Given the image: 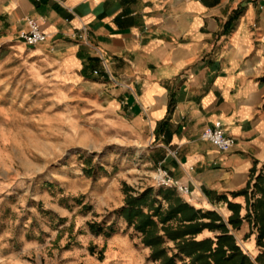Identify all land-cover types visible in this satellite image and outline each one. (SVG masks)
Listing matches in <instances>:
<instances>
[{
	"label": "crops",
	"instance_id": "crops-1",
	"mask_svg": "<svg viewBox=\"0 0 264 264\" xmlns=\"http://www.w3.org/2000/svg\"><path fill=\"white\" fill-rule=\"evenodd\" d=\"M28 19L46 42L31 47L20 39ZM12 60L26 63L21 73L33 89L73 96L92 110L123 150L124 166H103V180L79 192L42 184L52 199L59 190L57 207L37 199L33 206L58 228L79 211L96 245L150 263L149 249L127 248L134 230L120 210L125 189L155 187L161 166L188 187L180 197L196 209L226 223L239 214L240 227H228L255 264H264V239L259 245L253 217L245 218L264 179V0H0V71ZM2 85L13 95L22 87ZM216 122L235 139L228 152L202 138ZM101 170L85 171L92 178ZM215 235L206 230L198 239Z\"/></svg>",
	"mask_w": 264,
	"mask_h": 264
},
{
	"label": "rangeland",
	"instance_id": "rangeland-1",
	"mask_svg": "<svg viewBox=\"0 0 264 264\" xmlns=\"http://www.w3.org/2000/svg\"><path fill=\"white\" fill-rule=\"evenodd\" d=\"M10 62L4 68L7 71H0V264H146L141 259L132 262L119 248L111 255L107 244L96 245L85 236L87 223L79 211L63 229L45 214L43 207H57L60 198L59 190L54 199L43 190L45 181H58L64 191L79 192L91 182L103 180L108 173L103 166L117 161L124 166V154L108 127L95 124L92 110L79 106L73 96L52 94L44 87L33 89V83L29 85V78L21 73L26 63ZM5 81L22 87L13 95L2 87ZM93 167L102 170L89 178L85 170ZM127 190L126 198L128 192L141 193ZM34 199L44 200L43 207L35 208ZM130 228L134 231L127 232V248L145 247L150 250L149 260L161 264L151 259L152 249L143 244L142 234L139 239L134 227Z\"/></svg>",
	"mask_w": 264,
	"mask_h": 264
},
{
	"label": "trees",
	"instance_id": "trees-1",
	"mask_svg": "<svg viewBox=\"0 0 264 264\" xmlns=\"http://www.w3.org/2000/svg\"><path fill=\"white\" fill-rule=\"evenodd\" d=\"M255 189L260 197L251 204L245 218L253 217L259 230L258 243L263 245V178L257 179ZM120 213L129 227L142 234L143 244L152 249L151 259L161 264H187L186 260L189 264H255L228 227H240L243 219L239 214L235 213L226 223L214 211L196 209L174 189L149 187L136 195L128 192L126 206ZM206 230L216 235L198 239Z\"/></svg>",
	"mask_w": 264,
	"mask_h": 264
},
{
	"label": "built area",
	"instance_id": "built-area-1",
	"mask_svg": "<svg viewBox=\"0 0 264 264\" xmlns=\"http://www.w3.org/2000/svg\"><path fill=\"white\" fill-rule=\"evenodd\" d=\"M28 30L20 33V39L28 46L34 47L47 41L40 25L34 19H28ZM202 138L211 142L221 152H228L235 146V139L228 137L222 122H216L214 127L205 129ZM152 180L157 188L174 189L181 196L189 194L188 187L179 180H175L168 170L159 166L153 173Z\"/></svg>",
	"mask_w": 264,
	"mask_h": 264
}]
</instances>
